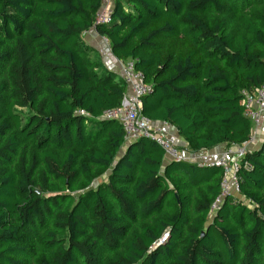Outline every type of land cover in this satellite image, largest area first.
I'll return each mask as SVG.
<instances>
[{
  "label": "trees",
  "instance_id": "1",
  "mask_svg": "<svg viewBox=\"0 0 264 264\" xmlns=\"http://www.w3.org/2000/svg\"><path fill=\"white\" fill-rule=\"evenodd\" d=\"M101 6L0 0V264H264V137L211 215L220 168L166 162L101 118L121 105L131 62L151 89L142 114L188 153L247 143L264 0H112L94 25ZM90 30L117 74L84 42Z\"/></svg>",
  "mask_w": 264,
  "mask_h": 264
},
{
  "label": "built area",
  "instance_id": "2",
  "mask_svg": "<svg viewBox=\"0 0 264 264\" xmlns=\"http://www.w3.org/2000/svg\"><path fill=\"white\" fill-rule=\"evenodd\" d=\"M112 0H102V6L98 11L94 25L108 24L111 20ZM133 63L123 65L120 63V76L123 77L127 92L119 107L109 109L103 112L102 119L117 121L123 132L126 143L133 142L140 138H146L153 141L163 151L166 162L189 161L196 162L202 166H215L221 169L222 177L220 181L221 194L211 205L210 213L214 215L223 199L229 195L239 193L238 173L241 169H248L244 158L252 150L247 143L240 146H230L216 157V159L205 164L199 161L195 155L187 152L185 144L177 143L173 136L168 134L170 125L166 122H153L142 114V98L149 94L150 86L145 84L141 73L134 71ZM241 105L244 107L245 116L251 121L253 127H256L264 119V85L253 95L242 92ZM82 113V112H81ZM252 135V134H251ZM168 233H165L159 243L167 239Z\"/></svg>",
  "mask_w": 264,
  "mask_h": 264
},
{
  "label": "crops",
  "instance_id": "3",
  "mask_svg": "<svg viewBox=\"0 0 264 264\" xmlns=\"http://www.w3.org/2000/svg\"><path fill=\"white\" fill-rule=\"evenodd\" d=\"M84 42L93 49V52L98 54L101 58L103 63L106 65V67L117 74V63L116 59L112 57L108 45H105V41L103 38H100L94 30H90L89 32H86L82 35ZM168 134L174 137L175 141L182 145L184 142L181 140V138L178 136L175 129L170 127L168 130ZM252 139L250 140L248 147L251 150H255L259 147L263 137H264V119L261 120V122L253 128L252 130ZM224 146H219L211 151H204L199 154H196L195 157L199 160L204 162L205 164H209L213 162L216 157L224 150ZM165 160V159H164Z\"/></svg>",
  "mask_w": 264,
  "mask_h": 264
},
{
  "label": "rangeland",
  "instance_id": "4",
  "mask_svg": "<svg viewBox=\"0 0 264 264\" xmlns=\"http://www.w3.org/2000/svg\"><path fill=\"white\" fill-rule=\"evenodd\" d=\"M105 45H107V43L105 42ZM97 183L95 182V183H93V186H95Z\"/></svg>",
  "mask_w": 264,
  "mask_h": 264
}]
</instances>
